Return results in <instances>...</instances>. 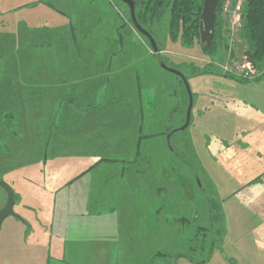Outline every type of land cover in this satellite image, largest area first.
<instances>
[{
    "label": "rangeland",
    "instance_id": "obj_1",
    "mask_svg": "<svg viewBox=\"0 0 264 264\" xmlns=\"http://www.w3.org/2000/svg\"><path fill=\"white\" fill-rule=\"evenodd\" d=\"M83 1L101 17L98 31L93 32L100 36L94 41L95 53L106 56L109 48H119L113 49V40L120 43L115 55L122 57L113 61L112 76L121 79L120 84L128 79L120 93L93 113L100 126L92 149L106 148L110 162L120 161L116 151L128 152L126 156L135 157L126 160L142 161L145 174L149 170L158 180L145 187L138 208L127 209L115 196L112 211L106 210V201L95 214L84 209L76 185L60 189L59 180L70 169L57 170V181L51 182L56 194L44 192V176L38 170L49 167L45 147L59 133L45 124L53 112L46 96L37 91L52 85L49 79L33 78L31 88H24L8 80L9 48L3 43L0 180L12 189L14 205L13 213L0 224V264H264V79H256L263 72L259 74L256 67L248 71V46L241 31L231 42L222 11L226 0L221 1L213 53L203 51L197 42L193 47L171 42L166 32L168 13L160 23L146 27L163 63L184 75L192 94L189 125L170 136L175 154L165 138L185 122L189 99L181 78L158 66L148 40L133 27L121 0ZM21 2L26 0H0V10ZM109 32L117 35L108 37ZM17 95L20 103L14 100ZM63 108L58 113L61 119L85 120ZM8 113L13 117L4 119ZM80 165L77 157L62 162L66 168ZM25 169L36 174H25ZM13 178L21 187L9 185ZM7 200L0 186V210ZM29 206L34 208L30 214Z\"/></svg>",
    "mask_w": 264,
    "mask_h": 264
},
{
    "label": "crops",
    "instance_id": "obj_2",
    "mask_svg": "<svg viewBox=\"0 0 264 264\" xmlns=\"http://www.w3.org/2000/svg\"><path fill=\"white\" fill-rule=\"evenodd\" d=\"M56 1L26 0L20 4L14 3L10 10H0V46L4 43L9 48L7 58L13 67L6 78L24 88H31L33 78L49 79L52 85L40 93L37 91V94L46 96L47 104L43 99L40 101L53 112L52 117L45 120V124L56 127L59 133V137L49 140L45 147L48 157L46 164L49 167L45 169L42 166L38 170L39 175L44 176L45 183L41 188L46 185L44 192L56 194L58 190L51 182L57 181V170L62 167L70 170L59 180L60 189L69 184L76 185L83 194V207H89V212L99 213L106 201V210L112 211L115 196L116 200L125 202L127 209L138 208L139 198L144 194L145 187L152 185L158 178L150 174L149 170L145 174L142 161L126 160L135 157L126 156L128 152L116 151L115 157L120 161L110 162L112 156L105 147L104 151L92 149L98 133L96 128L100 126L93 118V113L108 99H112V96L120 93L122 86L127 85L128 79L120 84L118 81L121 79L112 76L113 61L122 57L115 55L121 50V44L113 40V49L118 46L117 50L111 51L109 48L106 56L96 54L94 41L98 35L95 36L93 32L98 31L101 17L94 13V6L84 7L82 2L88 1L83 0H60L57 5ZM23 4L26 6L23 7ZM112 34L117 35L109 32L107 36ZM106 43L105 47L110 44L108 40ZM262 77L259 79H264ZM29 93L30 91L24 92ZM97 96L101 98L97 99ZM17 105L15 104L16 107ZM62 105L63 109L82 114L85 120L78 122L75 116L61 119L58 113ZM117 118L122 119L121 116ZM136 154L135 152L133 155ZM74 157L82 161L77 169L62 166L63 161H70ZM142 158L139 153L138 159ZM98 159L99 162L90 164V160ZM102 162L108 163L105 166L99 165ZM23 171L25 174H36L34 169ZM15 173L16 171L11 175ZM9 185L14 188L19 186L15 178L9 181ZM35 185L36 183L33 187ZM28 194L34 197L30 192ZM33 201L40 203L37 198ZM31 211L34 208L29 206L27 213L30 214ZM140 245L137 251L142 255L144 249Z\"/></svg>",
    "mask_w": 264,
    "mask_h": 264
},
{
    "label": "trees",
    "instance_id": "obj_3",
    "mask_svg": "<svg viewBox=\"0 0 264 264\" xmlns=\"http://www.w3.org/2000/svg\"><path fill=\"white\" fill-rule=\"evenodd\" d=\"M221 1L218 0L216 5L214 39L209 46L206 43L202 44L200 42L199 34L200 15L204 0H136L135 15L140 26L150 33L146 27L152 23H160L165 14L168 13L166 32L171 42L179 41L180 45L185 47H193L197 42L201 45L203 51L213 53L217 48L215 33L220 21H218V14ZM240 31L242 39L248 46L250 62L254 68H258L259 72H263L256 78L259 79L264 75V0L244 1ZM161 60L163 61L162 57ZM6 62L8 63L7 72L13 71L8 58ZM0 78H2L1 75ZM32 92L31 90L29 94ZM14 100L20 103V95H17ZM18 112H20V107L18 108ZM12 117L9 113L3 115L4 119Z\"/></svg>",
    "mask_w": 264,
    "mask_h": 264
},
{
    "label": "water",
    "instance_id": "obj_4",
    "mask_svg": "<svg viewBox=\"0 0 264 264\" xmlns=\"http://www.w3.org/2000/svg\"><path fill=\"white\" fill-rule=\"evenodd\" d=\"M128 8L129 12V18L130 21L133 25V27L140 33L142 34L149 42V45L154 53L155 60L158 64V66L164 70L165 72H170L173 73L174 75H177L181 78L185 91L188 95V107L186 111V116H185V122L183 123L182 126L173 129L166 135V143L169 148V150L172 152V154H175L176 152L172 149L170 143V136L177 132V131H182L184 130L190 123V111L192 108V94L189 88V85L187 83V79L184 77V75L171 67H168L163 63L160 57V52L158 49V46L152 37V35L142 28L140 24L138 23L135 15V7H136V0H121ZM218 0H204L203 7H202V12L200 15V23H199V34H200V42L206 43L208 46L210 45L211 41L214 39V30H215V18H216V5H217ZM177 156V154H176ZM195 171V170H194ZM197 178V177H196ZM198 180V179H197ZM0 186L4 188L7 192L8 195V200L5 206L0 210V224L2 220L13 213V205H14V195L12 189L5 183L3 180H0Z\"/></svg>",
    "mask_w": 264,
    "mask_h": 264
},
{
    "label": "built area",
    "instance_id": "obj_5",
    "mask_svg": "<svg viewBox=\"0 0 264 264\" xmlns=\"http://www.w3.org/2000/svg\"><path fill=\"white\" fill-rule=\"evenodd\" d=\"M245 0H235L234 2H231L230 0H226L224 3V6L222 7V11L224 16L227 18V24H228V31L231 34V42H233V37L237 31H240L242 27V12H243V3ZM232 46L230 44L228 51H229V56L232 57L234 60L235 58L233 57V53L231 52ZM246 66L248 71H251V67L253 70V65L249 61L246 62ZM257 72V71H256ZM259 72V71H258ZM261 72H259L260 74Z\"/></svg>",
    "mask_w": 264,
    "mask_h": 264
}]
</instances>
